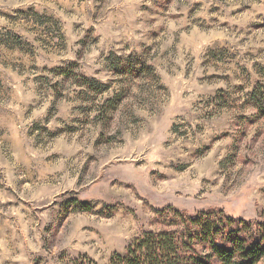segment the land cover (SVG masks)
<instances>
[{
	"label": "rangeland",
	"instance_id": "rangeland-1",
	"mask_svg": "<svg viewBox=\"0 0 264 264\" xmlns=\"http://www.w3.org/2000/svg\"><path fill=\"white\" fill-rule=\"evenodd\" d=\"M261 86L264 0H0V264H110L169 208L264 223Z\"/></svg>",
	"mask_w": 264,
	"mask_h": 264
},
{
	"label": "trees",
	"instance_id": "trees-1",
	"mask_svg": "<svg viewBox=\"0 0 264 264\" xmlns=\"http://www.w3.org/2000/svg\"><path fill=\"white\" fill-rule=\"evenodd\" d=\"M112 69L119 74L135 78L153 75V69L143 62L121 63L112 58ZM75 65L58 72L77 81L94 94H103L107 86L84 76L75 75ZM264 87L257 88L251 100L261 104ZM114 100H108L103 108L112 109ZM260 107V106H259ZM262 109V108H260ZM80 211H90L88 204L72 200ZM171 216L164 223L174 230L145 233L129 246L127 256L115 255L110 264H259L264 259V223L252 224L229 218L223 212H203L187 217L169 208ZM159 214H164L158 211ZM74 264H97L88 256H81Z\"/></svg>",
	"mask_w": 264,
	"mask_h": 264
}]
</instances>
